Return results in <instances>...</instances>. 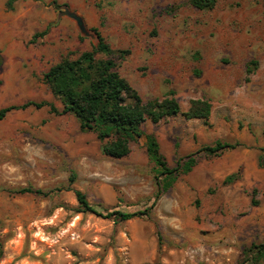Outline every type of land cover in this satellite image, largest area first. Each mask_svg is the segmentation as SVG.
Wrapping results in <instances>:
<instances>
[{
  "label": "rangeland",
  "instance_id": "374dc122",
  "mask_svg": "<svg viewBox=\"0 0 264 264\" xmlns=\"http://www.w3.org/2000/svg\"><path fill=\"white\" fill-rule=\"evenodd\" d=\"M8 1L0 0V111L49 102L61 112L45 74L91 51L97 30L129 52L114 56L118 71L145 101L175 93L182 113L143 131L170 168L189 157L196 165L157 200L158 182L170 180L157 181L146 137L113 159L71 114H6L0 264H264L252 252L264 244V0H215L208 10L190 0H19L14 9ZM192 100L210 102L207 120L183 115ZM217 143L238 147L203 151ZM23 188L48 196L16 193ZM76 191L103 214L145 215L121 222L79 213Z\"/></svg>",
  "mask_w": 264,
  "mask_h": 264
},
{
  "label": "trees",
  "instance_id": "16d2710c",
  "mask_svg": "<svg viewBox=\"0 0 264 264\" xmlns=\"http://www.w3.org/2000/svg\"><path fill=\"white\" fill-rule=\"evenodd\" d=\"M19 0H9L8 7L14 9ZM191 4L199 10H208L215 7V0H190ZM97 44L91 51L83 52L75 60L64 59L51 67L45 74V81L54 96L61 100L64 108L61 112L49 102H28L22 106H10L0 111V119L15 110H26L29 107L42 109L49 107L50 111L58 115H73L84 133H94L101 143L102 152L113 159L128 157L132 151V144L142 137H146L147 154L156 165L159 181L160 177L168 178L164 186L158 182L159 188L156 199H160L162 193L170 189L179 175L188 174L196 165L193 158H188L184 163H178L176 168H170L161 152L158 140L153 135H145L143 127L150 121L158 124L165 119L177 117L182 113L180 103L175 98L174 92H169L162 99L156 98L145 101L139 92L118 71V65L114 56L124 59L128 51L113 50L107 44L101 34L96 30ZM46 35V32L34 36L32 43L38 37ZM104 55L106 59L99 58ZM252 65H257L253 62ZM253 69L248 68L251 73ZM212 105L205 100H192L187 112L183 115L189 119H205L211 115ZM238 144L217 143L214 147H205L203 151L210 155H216L226 150L236 149ZM235 176L228 177L224 184H232ZM17 194H36L48 196L39 189L23 188L16 191ZM79 203V213H92L104 219L126 222L144 213H125L112 211L99 212L92 206L85 194L76 191ZM254 206L259 205L252 199ZM252 252L256 263L264 260V244L253 246ZM249 257V255H248ZM248 262V260H247ZM243 260L240 264H246Z\"/></svg>",
  "mask_w": 264,
  "mask_h": 264
},
{
  "label": "water",
  "instance_id": "95a60500",
  "mask_svg": "<svg viewBox=\"0 0 264 264\" xmlns=\"http://www.w3.org/2000/svg\"><path fill=\"white\" fill-rule=\"evenodd\" d=\"M94 33H96V31H95ZM96 38H97V42H98V37H97V34H96Z\"/></svg>",
  "mask_w": 264,
  "mask_h": 264
}]
</instances>
